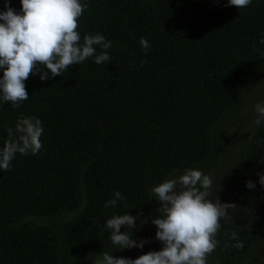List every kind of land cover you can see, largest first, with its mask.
<instances>
[{
  "label": "trees",
  "instance_id": "16d2710c",
  "mask_svg": "<svg viewBox=\"0 0 264 264\" xmlns=\"http://www.w3.org/2000/svg\"><path fill=\"white\" fill-rule=\"evenodd\" d=\"M80 2L88 5L80 43L103 35L112 42L110 60L97 65L90 57L46 81L31 74L28 100L0 104V150L21 116L43 127L38 154H17L11 171L0 169V264H92L118 249L107 220L147 218L154 187L187 169L209 172L264 70V0L241 9L226 7L228 0ZM9 6L22 7L20 0ZM141 38L151 45L147 54ZM263 156L264 123H253L234 176L239 165L248 176ZM117 191L125 200L105 207ZM251 203L243 196L221 221L206 264H244L264 233V212ZM234 232L242 249L233 247Z\"/></svg>",
  "mask_w": 264,
  "mask_h": 264
},
{
  "label": "clouds",
  "instance_id": "9594fccd",
  "mask_svg": "<svg viewBox=\"0 0 264 264\" xmlns=\"http://www.w3.org/2000/svg\"><path fill=\"white\" fill-rule=\"evenodd\" d=\"M252 0H228L226 7L246 8ZM19 13L6 0L5 12L0 13V104L11 103L13 108L29 99L25 81L31 74H39L41 81L61 76L70 66L83 63L94 57L97 65L110 60L108 49L112 42L99 33L86 34L81 44L77 29L78 20L87 9L80 0H20ZM264 43V40L261 41ZM145 54L151 45L145 38L140 39ZM102 51L96 54V47ZM146 61L142 60L143 67ZM258 114L255 125L264 123V102L255 105ZM8 138L0 150V169L11 171V162L17 154L36 155L42 148V121L33 116H21L15 128L7 129ZM259 183L264 186V173H257ZM213 180L201 170L187 169L178 177L165 180L152 189L154 198L162 206L159 215L152 220L155 225L156 240L163 242V249L150 252L132 260L114 257L109 252L100 253L94 264H206V258L218 246L215 239L221 228L222 219H230L228 211L233 204L210 199ZM246 188L254 189L249 180ZM114 199L105 207H115L117 201L125 198L117 191ZM139 217L128 214L114 215L107 220L111 230L110 240L119 250L143 248L148 241L133 239ZM143 223V221H142ZM125 228L121 232V227ZM237 243L233 247L242 249L243 241L232 233Z\"/></svg>",
  "mask_w": 264,
  "mask_h": 264
},
{
  "label": "rangeland",
  "instance_id": "374dc122",
  "mask_svg": "<svg viewBox=\"0 0 264 264\" xmlns=\"http://www.w3.org/2000/svg\"><path fill=\"white\" fill-rule=\"evenodd\" d=\"M248 95L245 104L235 114V117L229 122L223 133L219 161L205 175H209L213 180L210 199L215 200L216 196H218L221 203L234 205L239 199L246 196L249 201H252L250 210L254 211L258 208V210L264 212V186L260 185L259 177L257 176L258 172L264 173V156L252 168L248 176L244 175L245 172L240 165L237 176L233 174L245 133L258 115L255 112V105L259 102H264V70L252 84ZM249 180L255 184L254 189L246 188V183ZM256 197H259L257 201L255 200ZM161 206L154 198L153 205L150 206L149 217H139L136 221L137 229L133 230V239L138 242L140 240L148 241L143 248L116 249L112 253L110 252L111 255L135 260L144 254L161 251L164 245L163 242L156 240L157 229L152 223V220L158 217L159 213L157 210ZM232 209L233 207L228 213ZM244 264H264V233L259 235Z\"/></svg>",
  "mask_w": 264,
  "mask_h": 264
}]
</instances>
